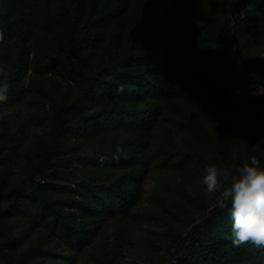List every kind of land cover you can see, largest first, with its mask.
<instances>
[{
	"label": "trees",
	"instance_id": "trees-1",
	"mask_svg": "<svg viewBox=\"0 0 264 264\" xmlns=\"http://www.w3.org/2000/svg\"><path fill=\"white\" fill-rule=\"evenodd\" d=\"M0 32V264H264L201 183L264 166V0H0Z\"/></svg>",
	"mask_w": 264,
	"mask_h": 264
},
{
	"label": "clouds",
	"instance_id": "clouds-1",
	"mask_svg": "<svg viewBox=\"0 0 264 264\" xmlns=\"http://www.w3.org/2000/svg\"><path fill=\"white\" fill-rule=\"evenodd\" d=\"M0 32V43L3 42ZM0 76H7V69L0 67ZM9 83L0 84V102L7 100ZM123 92V86L118 87ZM122 149L119 145L113 153L118 160ZM107 157H101V165ZM257 156L250 158V163L242 167L218 165L211 163L205 166L201 183L206 194L216 197V204L227 208L232 219V241L234 246L251 244L264 249V166H260ZM230 205V206H229Z\"/></svg>",
	"mask_w": 264,
	"mask_h": 264
},
{
	"label": "rangeland",
	"instance_id": "rangeland-1",
	"mask_svg": "<svg viewBox=\"0 0 264 264\" xmlns=\"http://www.w3.org/2000/svg\"><path fill=\"white\" fill-rule=\"evenodd\" d=\"M259 90L263 91V88L261 86H258ZM182 227L180 226L179 229H181Z\"/></svg>",
	"mask_w": 264,
	"mask_h": 264
}]
</instances>
